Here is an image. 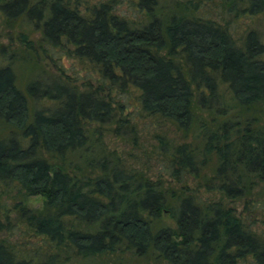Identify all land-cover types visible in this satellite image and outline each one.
Returning a JSON list of instances; mask_svg holds the SVG:
<instances>
[{"label": "trees", "instance_id": "obj_1", "mask_svg": "<svg viewBox=\"0 0 264 264\" xmlns=\"http://www.w3.org/2000/svg\"><path fill=\"white\" fill-rule=\"evenodd\" d=\"M128 2L135 15L118 12V0H0L10 32L0 43V199L18 197L10 209L36 239L0 237V264L125 253L264 264V236L249 215L254 188H264V38L254 29L232 38L226 22L197 13L198 1ZM225 2L264 15V0ZM61 57L96 77L77 83ZM44 58L54 73L40 70L18 87L17 60L33 68ZM138 116L182 133L179 142L154 135L156 175L102 145L108 124L134 141ZM24 196L41 197V207ZM241 199L245 215L231 205ZM165 213L173 227L160 223Z\"/></svg>", "mask_w": 264, "mask_h": 264}, {"label": "rangeland", "instance_id": "obj_2", "mask_svg": "<svg viewBox=\"0 0 264 264\" xmlns=\"http://www.w3.org/2000/svg\"><path fill=\"white\" fill-rule=\"evenodd\" d=\"M184 1V0H176ZM193 3L197 2L199 7L197 13L216 20L218 22H226L232 38L240 39L244 32L248 29H254L258 32L261 38H264V15L249 16L239 10L242 7L241 4L229 5L225 0H190ZM227 1V0H226ZM226 3V4H225ZM158 4L163 6L169 4V0H158ZM116 10L120 13L135 15L133 9H131L128 0H118L116 4ZM10 32L2 27L0 24V43H7ZM38 32H33L30 37H37ZM15 41V38H12ZM21 55V53H18ZM25 54V53H24ZM39 64V63H38ZM60 67L64 73L70 76H77V83L84 78H90L92 81L96 75L91 71L89 66L85 63L81 64L77 59L61 57L59 60ZM44 65V67H43ZM52 62L47 58L42 59L40 65H35L30 68L29 63L23 60H17L14 66L15 83L18 87L24 88L25 84L35 75L39 74L40 70H46L47 72L55 71ZM43 67V69H41ZM132 103V102H131ZM31 108H38L39 106L34 101L30 102ZM131 109V104L129 105ZM133 121L136 123V139L131 141L127 139L129 135L115 136L110 128L111 124L103 125L101 128V140L102 145L105 150L113 151L117 156L121 157L128 164H133L135 167L141 166L143 169L146 166L149 167L147 173L152 176V173L156 175L160 169L159 162L154 157V154L150 153V148L152 144H155L154 135L156 133H164L170 140H175L176 142L181 141L182 133L175 129L173 126L166 124L158 125L151 121L148 117L138 116ZM3 126H0V130ZM5 133L6 129L2 130ZM194 131V130H193ZM193 131L187 134L186 139L191 140ZM193 139V138H192ZM153 175V176H154ZM165 179V176L162 177ZM189 186L193 187V182L190 181ZM202 198H205V193H201ZM0 199V237L8 236L10 240L17 241L19 243H26L31 245L36 239L29 235V232L24 230V225L17 220L14 213L11 211V204L13 200H17L18 197L10 193L8 197L2 196ZM211 198H216V196H209ZM253 202V209L249 211L251 218H254L252 227L256 229L262 236H264V203L263 206L260 202L264 201V188L261 184H257L253 190L252 196L250 198ZM23 203L29 208H40L42 205V198L39 196H24ZM231 205L240 211L242 215H245V210L243 209V201H234ZM5 215H7L5 217ZM5 218H7L8 223H6ZM160 223L162 225L173 227L174 223L167 213L161 216ZM67 264H167L164 261L156 259L153 255L146 258H136L133 255L127 253L121 254V257H116L115 255H104L101 257H91V258H74L67 262Z\"/></svg>", "mask_w": 264, "mask_h": 264}]
</instances>
